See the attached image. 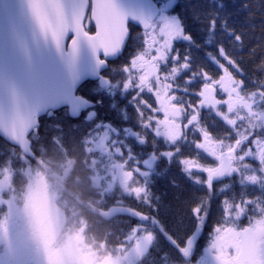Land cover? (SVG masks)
Instances as JSON below:
<instances>
[{"label":"snow or ice","instance_id":"1","mask_svg":"<svg viewBox=\"0 0 264 264\" xmlns=\"http://www.w3.org/2000/svg\"><path fill=\"white\" fill-rule=\"evenodd\" d=\"M21 4L30 34L12 27L18 56L9 52L7 70L0 28V138L27 148L40 138L42 118L57 121L59 113L78 121L71 127L82 130L81 142L104 165L114 215L129 218L122 234L135 264H264V23L259 48L248 53L253 70L237 58L255 28L249 0ZM126 50L124 62L110 68ZM89 79L88 94H78ZM106 102L115 119L101 117ZM49 130L64 134L59 122ZM161 161L176 164L193 190L171 230L152 191L153 178L167 171L158 170ZM170 184L179 187L174 178ZM220 195L221 219L201 245Z\"/></svg>","mask_w":264,"mask_h":264},{"label":"trees","instance_id":"2","mask_svg":"<svg viewBox=\"0 0 264 264\" xmlns=\"http://www.w3.org/2000/svg\"><path fill=\"white\" fill-rule=\"evenodd\" d=\"M181 4L184 0H180ZM193 3L196 0H192ZM252 5L250 9L254 18L251 23L255 25L252 31V39L247 40V46L238 52L237 58L244 61L243 67L251 72L254 65L249 62V50L252 47L259 48L257 39L261 37V25L264 23V0H249ZM182 9H177L181 11ZM244 13L239 18L243 22ZM190 29L195 32L197 25L189 21ZM248 24H244V28L248 29ZM139 29L136 30L138 32ZM135 35V32L133 33ZM177 48H182L180 43L176 44ZM129 55L126 50L124 56L119 60L113 61L109 67H114L116 64L124 62L125 58ZM194 57H199L203 53L196 50L193 51ZM107 75V73H104ZM217 73L216 76L218 78ZM91 81L82 85L79 94H88V89L92 86ZM123 103V102H122ZM128 112L133 114V109L128 108ZM101 117L108 119H115V114L107 112V102L105 107L100 109ZM59 122L63 125L64 134L61 136L53 133L50 130L46 132V125ZM118 122V121H117ZM209 123L212 121L209 120ZM78 123L57 114V121H49L46 117L41 119V134L40 138L31 144L32 151L34 152V160H27L24 162L21 158V153L18 149L11 147L0 139V169L3 170L2 179H6V183L12 184L14 190L22 192L24 190L23 183L28 179V171L32 168H37L39 165L38 160L47 167L49 177L58 180L61 183V191L57 198V211L61 213L65 222L62 228L64 234H78L84 232L86 245L91 249L107 248V241L110 240L112 235L119 239L122 234V228L128 226V222L119 223L113 220H103L100 217V212L112 206L113 201L110 198L111 193L108 190V182L102 180V172L104 165L95 157H93L87 146H85L80 136L83 134L82 130H73L71 125ZM55 137V139H53ZM139 150V149H137ZM186 155L189 153L185 152ZM19 162V164L17 163ZM167 171L164 175L153 178L152 191L154 194L160 196L159 219L169 227L174 229L176 220L179 215L186 211L184 202L192 194V188L180 172L176 164L167 166L165 162L161 161L158 170ZM38 170H40L38 168ZM47 177L48 179H51ZM175 179L179 187H172L170 180ZM225 184L229 183L228 180L224 181ZM217 189L223 187L221 184L216 185ZM197 196H203L205 193H196ZM231 196L232 193L227 194ZM18 197V195H15ZM224 196L220 195L217 199L212 201L211 212L208 217L207 226L204 229L203 236L200 239V244L203 245L204 241H208L213 227L217 221L221 219L218 211L219 204L224 200ZM131 207L142 211L148 212L149 209L136 204L133 201H125ZM247 224V219L241 221V226ZM109 248V247H108Z\"/></svg>","mask_w":264,"mask_h":264},{"label":"rangeland","instance_id":"3","mask_svg":"<svg viewBox=\"0 0 264 264\" xmlns=\"http://www.w3.org/2000/svg\"><path fill=\"white\" fill-rule=\"evenodd\" d=\"M38 165L28 171L29 177L23 183L22 192L15 191L6 179H0V217L3 222L0 226L3 248L0 250L4 252L1 253L0 264L10 263L16 243L23 248L25 241L23 249L33 250L27 255L34 257V264H43L40 260L44 257L48 259V264H135L134 246L126 245L123 235L119 239L116 236L115 239L110 238L107 248L101 249L88 247L84 232L62 235L65 220L57 211L61 183L49 177L46 166L42 163ZM3 173L0 169V178ZM47 235L46 241L55 240L53 252H36L34 249H42L46 244L43 237L47 238Z\"/></svg>","mask_w":264,"mask_h":264},{"label":"water","instance_id":"4","mask_svg":"<svg viewBox=\"0 0 264 264\" xmlns=\"http://www.w3.org/2000/svg\"><path fill=\"white\" fill-rule=\"evenodd\" d=\"M89 12H90L89 13L90 15L91 11ZM91 25L94 28V32H95L94 22ZM12 27H15L17 30H20L21 28H23L27 30L30 34V26H29V21L27 18V11L26 9L22 8L21 0H0V28L3 29V32L5 35L6 70L9 68V52L11 51L14 56H18V51L12 47L11 42L9 40ZM66 42L67 43L71 42V34L69 35ZM86 81H92V80L89 79ZM86 81H84L83 83H85ZM5 142L8 143L7 141ZM16 148H18L23 153V155L30 157V158L34 157V153L32 152L30 146H28L27 148H24L23 146L16 147ZM100 216L105 220L111 219L112 217L115 216L113 212V208L111 207L107 211L102 212Z\"/></svg>","mask_w":264,"mask_h":264},{"label":"flooded vegetation","instance_id":"5","mask_svg":"<svg viewBox=\"0 0 264 264\" xmlns=\"http://www.w3.org/2000/svg\"><path fill=\"white\" fill-rule=\"evenodd\" d=\"M87 25V24H86ZM89 28H90V25H89ZM93 32V30L91 29V33ZM115 221L119 222V223H125V222H128L129 218H123V217H120V218H115L114 219ZM2 218L0 217V226L2 225ZM134 223V222H133ZM13 235V234H12ZM12 235H10V237H12ZM15 237H18V235H13ZM49 235H47V238H44V242L46 244H43V248L42 249H34L36 252L37 251H42V252H46V251H52L54 250V247L56 246L55 245V240L54 239H51V240H48ZM114 236L112 235L111 239L113 238ZM26 242H23V248L26 247ZM15 244V243H14ZM0 248L2 249L3 248V245L1 244L0 242ZM22 247L20 248V246L16 243V246L14 247V252H13V257L9 262H7V264H34L35 263V260H34V257H29L27 255V253H30V252H33L32 249H29L27 251V249H23ZM113 251V250H112ZM53 252V251H52ZM4 253L2 250H0V256ZM41 263L43 264H48V259L46 257H44L42 260H40Z\"/></svg>","mask_w":264,"mask_h":264}]
</instances>
